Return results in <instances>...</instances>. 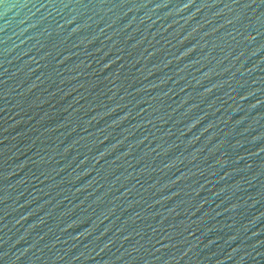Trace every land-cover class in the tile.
<instances>
[{
    "label": "water",
    "instance_id": "1",
    "mask_svg": "<svg viewBox=\"0 0 264 264\" xmlns=\"http://www.w3.org/2000/svg\"><path fill=\"white\" fill-rule=\"evenodd\" d=\"M0 264H264V0H0Z\"/></svg>",
    "mask_w": 264,
    "mask_h": 264
}]
</instances>
